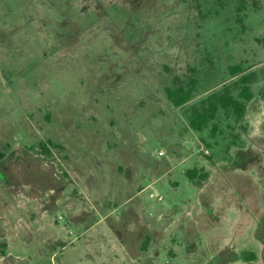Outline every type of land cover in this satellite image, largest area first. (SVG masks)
Returning a JSON list of instances; mask_svg holds the SVG:
<instances>
[{
	"label": "rangeland",
	"instance_id": "1",
	"mask_svg": "<svg viewBox=\"0 0 264 264\" xmlns=\"http://www.w3.org/2000/svg\"><path fill=\"white\" fill-rule=\"evenodd\" d=\"M247 74L242 119L189 127ZM175 78L192 89L178 108ZM261 248L264 0H0V264H240Z\"/></svg>",
	"mask_w": 264,
	"mask_h": 264
},
{
	"label": "trees",
	"instance_id": "2",
	"mask_svg": "<svg viewBox=\"0 0 264 264\" xmlns=\"http://www.w3.org/2000/svg\"><path fill=\"white\" fill-rule=\"evenodd\" d=\"M229 70L233 76L242 72L238 66L230 67ZM253 80V74L242 75L238 79L239 92L237 98L231 95L228 88H224L219 94H212L207 98L205 107L191 110L188 118L189 127L194 131L200 132L206 127L209 121L214 119L219 109L230 111L234 115L236 121L242 119L245 113L246 103L252 99L250 84ZM191 92L192 89H184V87L179 84L178 78L174 79L173 88H166L165 90L168 101L176 108L183 106L190 100ZM185 176L189 181L194 182L197 177V172L195 169L187 170ZM205 177V174H200L196 184H200Z\"/></svg>",
	"mask_w": 264,
	"mask_h": 264
},
{
	"label": "flooded vegetation",
	"instance_id": "3",
	"mask_svg": "<svg viewBox=\"0 0 264 264\" xmlns=\"http://www.w3.org/2000/svg\"><path fill=\"white\" fill-rule=\"evenodd\" d=\"M257 241V240H256ZM263 248L259 249H251L242 251L239 254V263L240 264H258L259 260H262V252Z\"/></svg>",
	"mask_w": 264,
	"mask_h": 264
},
{
	"label": "crops",
	"instance_id": "4",
	"mask_svg": "<svg viewBox=\"0 0 264 264\" xmlns=\"http://www.w3.org/2000/svg\"><path fill=\"white\" fill-rule=\"evenodd\" d=\"M103 250H105V249H103ZM120 251H121V254H123V258H122V260H124L127 256L130 257V256L127 254V252H126L124 246H121V250H120ZM105 253H108L107 255L109 256L110 262H114V261H117V260H120V261H121V259H117V258H118L117 255H112V253H110L109 248H106V251H105V252L103 251L102 254H105ZM109 254H111V255H109ZM88 259L90 260L89 257H88ZM121 262H123V261H121ZM101 264H107V263L101 261Z\"/></svg>",
	"mask_w": 264,
	"mask_h": 264
},
{
	"label": "built area",
	"instance_id": "5",
	"mask_svg": "<svg viewBox=\"0 0 264 264\" xmlns=\"http://www.w3.org/2000/svg\"><path fill=\"white\" fill-rule=\"evenodd\" d=\"M159 200H160V198H159Z\"/></svg>",
	"mask_w": 264,
	"mask_h": 264
}]
</instances>
